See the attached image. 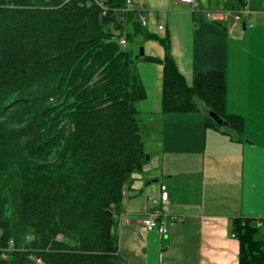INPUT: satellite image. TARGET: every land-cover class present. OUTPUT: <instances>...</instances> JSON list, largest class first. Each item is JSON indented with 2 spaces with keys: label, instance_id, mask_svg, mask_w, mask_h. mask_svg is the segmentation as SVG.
<instances>
[{
  "label": "trees",
  "instance_id": "1",
  "mask_svg": "<svg viewBox=\"0 0 264 264\" xmlns=\"http://www.w3.org/2000/svg\"><path fill=\"white\" fill-rule=\"evenodd\" d=\"M141 13L128 0H0V264H125L116 214L147 159L135 56L157 37ZM161 41L163 111H199L198 98L226 120L224 72L189 85ZM258 230L234 221L240 264H264Z\"/></svg>",
  "mask_w": 264,
  "mask_h": 264
},
{
  "label": "crops",
  "instance_id": "2",
  "mask_svg": "<svg viewBox=\"0 0 264 264\" xmlns=\"http://www.w3.org/2000/svg\"><path fill=\"white\" fill-rule=\"evenodd\" d=\"M132 1L157 37L143 42L145 58L137 63L148 158L124 186L119 254L125 264H240L234 221L260 220L255 237L264 240V0H247L250 14L236 24L225 12L240 0H198L195 10L177 0ZM161 39L187 84L201 73L224 72L226 123L210 122L198 98L199 111H163V65L152 60L166 54ZM161 184L170 193L161 215L166 234L141 222Z\"/></svg>",
  "mask_w": 264,
  "mask_h": 264
},
{
  "label": "built area",
  "instance_id": "3",
  "mask_svg": "<svg viewBox=\"0 0 264 264\" xmlns=\"http://www.w3.org/2000/svg\"><path fill=\"white\" fill-rule=\"evenodd\" d=\"M179 2H182L184 4H188L190 5L194 10L199 8L200 4L198 0H177ZM241 6L237 9V10H232L231 11H226L225 14L228 15L230 13L233 14L234 16V24L242 21L243 17L242 15H249L250 14V10L247 4V0H241ZM132 4H135L132 0H128V6L129 8H131ZM138 7L140 10L142 9V6L138 4ZM207 14V16L212 17L213 13L210 10H207L205 12ZM142 25L147 26L148 20H147V16L143 10V13L140 14L139 17ZM160 28H163V25L160 24L159 25ZM119 42L121 43V45L126 46L127 41H126V37L125 34H123L120 38H119ZM169 191L167 189V186L165 184H161L160 185V194L159 196H149L146 206H145V212H144V216L141 220L142 224L148 228V229H154L157 230L158 232H160L161 234H166L168 232V226L166 224V222L164 220H162L161 215L163 213V209L166 207V204L168 202L169 199ZM261 221L260 220H256V224L258 226L261 225ZM235 236V234H234Z\"/></svg>",
  "mask_w": 264,
  "mask_h": 264
},
{
  "label": "water",
  "instance_id": "4",
  "mask_svg": "<svg viewBox=\"0 0 264 264\" xmlns=\"http://www.w3.org/2000/svg\"><path fill=\"white\" fill-rule=\"evenodd\" d=\"M144 54H145L144 46L141 45L139 47V52L136 54L135 58L137 59L140 56H143ZM209 114L218 124L226 123V121H224L221 117H219V115H217L215 112L209 111ZM147 158H148V156H147Z\"/></svg>",
  "mask_w": 264,
  "mask_h": 264
},
{
  "label": "rangeland",
  "instance_id": "5",
  "mask_svg": "<svg viewBox=\"0 0 264 264\" xmlns=\"http://www.w3.org/2000/svg\"><path fill=\"white\" fill-rule=\"evenodd\" d=\"M123 34H124V33H123ZM123 34H121V36H122ZM121 36H120V37H121ZM120 37H119V38H120ZM126 45H127V44H126Z\"/></svg>",
  "mask_w": 264,
  "mask_h": 264
},
{
  "label": "bare ground",
  "instance_id": "6",
  "mask_svg": "<svg viewBox=\"0 0 264 264\" xmlns=\"http://www.w3.org/2000/svg\"><path fill=\"white\" fill-rule=\"evenodd\" d=\"M119 214V213H118Z\"/></svg>",
  "mask_w": 264,
  "mask_h": 264
}]
</instances>
